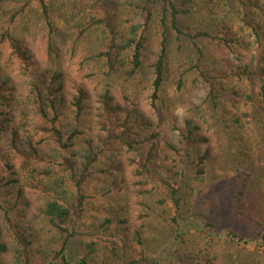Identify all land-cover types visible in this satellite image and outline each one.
Listing matches in <instances>:
<instances>
[{"label": "trees", "instance_id": "trees-1", "mask_svg": "<svg viewBox=\"0 0 264 264\" xmlns=\"http://www.w3.org/2000/svg\"><path fill=\"white\" fill-rule=\"evenodd\" d=\"M33 1L37 6L35 14L28 12L32 0H0V264H156L157 259L144 253L141 232L130 230L128 218L120 214L122 208L95 215L91 222L97 230L114 228L115 233H120L119 242H115L113 248L101 244L98 236L87 239L79 230V220L91 200L110 197L122 189L120 175L127 166L131 176L139 178L133 182L135 197L156 187L155 180L148 174L157 132L150 131L148 135L137 131V127L149 121L142 110L145 99L158 123L164 119L163 90L169 49L165 43L166 30H162L161 37L154 38L150 24L156 18L161 22L168 20L177 34L187 38L188 45L195 51L197 77L204 79L199 96L209 109L204 113L219 126L223 121L218 114L223 112L222 103L229 99L227 94L240 97L244 103L251 102L264 115V0H239L241 22L250 29L251 39L248 40L227 32L219 36V32L215 34L203 28L181 30L177 26L179 17L196 16L195 0H83L84 13L79 17L73 14L68 21L59 11L70 0ZM125 5L140 12L142 22L121 25L120 10ZM24 16L29 17L25 35L40 34L47 51L52 48L53 35L58 29L56 24H69L78 38L91 30H100L105 43L88 58L106 79L105 86L90 96L83 85L76 81L68 85V79L65 81L61 73L35 64L30 45L15 30ZM223 22L224 19H220L215 26ZM202 38L229 45L232 52L237 51L241 62L244 59L240 58L237 48L246 51L249 58L238 65L230 78L235 76L238 82L246 80L245 86L250 90L239 92L233 87L225 90L222 83L229 77L215 82L218 76L209 79L199 69L203 53L198 42ZM250 47H255L259 54L250 55L247 50ZM5 49L11 50V56L19 63L17 71L24 75L22 84L3 67ZM182 76L176 77L177 90L184 86ZM108 79L131 81L136 89L129 87L128 90L134 91L120 94ZM140 83L145 85V95L137 90ZM92 103L88 124L86 114L91 113ZM199 116L200 124L192 125L187 120L183 125L175 124L171 117L167 118L166 128L180 131V139L175 144L166 142L170 152L181 158L175 161L179 182L170 178L161 180L165 194L158 203L166 205L169 218L164 230L169 242L165 256L179 264H215L212 257L204 255L206 248L202 246L213 249L212 241L218 242L221 237L255 246L264 243V230L245 239L229 228H218L212 221L183 215L187 190L181 184L185 176L180 162L193 163L194 176L202 181L210 157L208 118H204L203 112ZM262 131L264 139V125ZM106 145L110 148H105ZM194 145L197 148L190 154L188 148ZM112 147L122 150L126 147L125 155L112 167L98 169L101 155ZM122 160L125 167L120 164ZM26 186L41 193L33 211L23 190ZM247 190L248 185L243 182L234 193V207L243 220V196ZM203 232L204 245L200 240ZM190 233H195L191 241ZM130 240L138 250H130Z\"/></svg>", "mask_w": 264, "mask_h": 264}, {"label": "rangeland", "instance_id": "rangeland-1", "mask_svg": "<svg viewBox=\"0 0 264 264\" xmlns=\"http://www.w3.org/2000/svg\"><path fill=\"white\" fill-rule=\"evenodd\" d=\"M31 4L32 7L28 12L37 13V6L33 0ZM83 7L85 8L83 0H70L59 13L64 14L68 21L73 14H77L79 17L84 13ZM199 7L202 10H198ZM193 8L196 10V16L193 14L179 17L177 26L181 30L203 28L209 29L215 34L219 32V36L227 32L228 34L234 33L235 38L244 36L245 40L251 39L250 29L244 27L241 22L242 14L238 9L240 8L239 0H195ZM120 14L119 21L123 26L137 24L143 20L140 12L127 5L120 10ZM28 18L22 17L17 22L15 30L30 45L36 58L35 64L38 63L37 65L43 68L61 73L65 81L68 79V85L74 81L83 85L90 96L98 93L105 86L106 79L100 75L97 65L91 64L88 58L90 54H93L105 43L100 30H91L88 34L78 38L76 32L68 27L69 24L59 26L56 24L55 28L58 29L53 35V45L51 50L47 51L44 49L40 34L31 37L25 35L24 30L29 25ZM220 19H224V22L221 26L216 27L215 23ZM163 29L166 30L165 43L169 49V66L163 90L165 98L164 119L158 123L156 117L153 116V109L147 105L148 100L145 99L146 105L144 104L145 108L142 110L144 114H147L146 117H149V121L142 122L137 127V131L148 135L150 131L157 132L156 148L149 163L150 173L148 174L155 180L156 187L142 195L140 194V197H135L132 193L135 188L133 182L139 178L132 177L130 168L127 166L120 175L122 179L120 187L122 189L117 193L114 192L110 197H98L91 200L90 205L87 206L85 213L79 220V230L85 234L87 239L98 236L101 244L110 249L113 248L115 242H119L120 233H115L114 228L97 230L91 222L95 215H104L111 208H122L120 214L126 215L128 218L130 230L137 229L141 232L143 250L149 258L157 259L156 264H179L174 258L165 256L169 242L164 236V230L169 218L166 205L158 203V200L165 194L160 181L170 178L179 182V177L175 173L177 170L175 161H180L181 158L170 152L166 142L175 144L176 140L180 139V131L167 129V118L171 117L175 124L183 125L185 120L191 125L200 124L201 117L199 114L203 112L204 118H208L209 123L210 157L205 178L202 181L195 178L193 163L188 160L180 162L185 176L181 184L187 190L185 195L187 202L183 206V215L190 219L197 220L200 218L201 220L212 221L218 228H229L237 232L240 237L249 239L259 230H264V139L262 131L264 115L252 106L251 102L244 103L240 97H231L227 94L229 99L222 103L223 112L218 114L223 123L219 126L214 124L213 119L204 113L209 112V109L199 99L202 94L200 85H204L201 80L204 81V79L197 77L193 47L188 45L187 38L183 34H177L174 31L168 20L161 22L156 18L151 22L149 30L151 31L150 34L155 33L154 38H156L161 37ZM198 44L203 53L199 69L209 79L218 76L217 79L213 80L223 82L229 77L225 80V84L222 83L225 90L232 87L239 92L251 89L245 86L246 80L238 82L235 76L230 78L237 71L238 65L249 58L246 56L245 50L237 48L241 55L240 58L244 59L241 62L236 50L232 52L233 48L218 40L202 38ZM254 48L247 49L250 55L252 52L259 54ZM11 55V50L5 49L3 51V67L11 72L19 84H22L24 75L21 71H17L19 63ZM181 74H183L182 78L185 82L184 86L177 90L176 77ZM109 81L120 94L134 91L128 90L129 87L136 89L131 81ZM144 86L143 83L137 84V90L141 95L146 94V90L143 89ZM158 105L160 106L159 102ZM92 111L93 103L91 113L86 114L88 124L91 122ZM169 130L171 131L169 132ZM170 135H172L171 138ZM107 147L110 148L109 145H106L105 148ZM196 148L197 145L190 146L188 152L192 154V150H196ZM123 150L112 147V150L101 155L97 168L101 170L104 167H112L115 161L120 160L125 155L126 147H123ZM122 162L123 160L120 164L123 166ZM110 171L116 173L114 169ZM243 182L248 185V190L243 196L244 220L238 217L233 203L234 193ZM139 187L143 188L142 186ZM23 190L28 202L30 201L32 204L31 211H33L34 202L41 193L38 189L27 186ZM130 233L131 231H129ZM193 234L195 233L189 234L190 241ZM203 234L205 233H202L200 240L202 239L201 243L204 245L203 239L206 238ZM219 240L218 242H215V239L212 241L213 249L208 248L207 245L202 246L206 248L204 255L208 254L209 257H212L215 264H264V243L255 246L227 241L222 237ZM190 244L188 242V245ZM128 247L133 251L137 245L130 240Z\"/></svg>", "mask_w": 264, "mask_h": 264}]
</instances>
